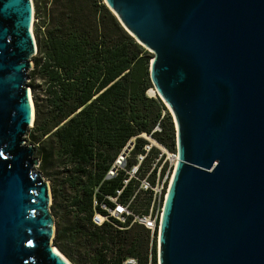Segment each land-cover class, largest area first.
I'll use <instances>...</instances> for the list:
<instances>
[{
  "label": "water",
  "instance_id": "water-1",
  "mask_svg": "<svg viewBox=\"0 0 264 264\" xmlns=\"http://www.w3.org/2000/svg\"><path fill=\"white\" fill-rule=\"evenodd\" d=\"M104 3L153 55L176 127L158 264H264V0ZM34 12L0 0V264H72L53 247L52 190L27 141Z\"/></svg>",
  "mask_w": 264,
  "mask_h": 264
},
{
  "label": "trees",
  "instance_id": "trees-1",
  "mask_svg": "<svg viewBox=\"0 0 264 264\" xmlns=\"http://www.w3.org/2000/svg\"><path fill=\"white\" fill-rule=\"evenodd\" d=\"M48 1L28 73L36 118L27 140L37 148L42 173L52 177L58 167L74 190L71 209L60 216L59 190L52 184L54 243L74 264H124L128 257L157 264V240L145 227L92 222L95 189L112 193L120 185V178L105 175L129 139L151 134L160 123L162 131L152 136L176 145L171 116L161 117V103L147 94L153 55L102 0ZM145 142L138 138L135 151Z\"/></svg>",
  "mask_w": 264,
  "mask_h": 264
},
{
  "label": "built area",
  "instance_id": "built-area-1",
  "mask_svg": "<svg viewBox=\"0 0 264 264\" xmlns=\"http://www.w3.org/2000/svg\"><path fill=\"white\" fill-rule=\"evenodd\" d=\"M161 131L158 123L151 134L134 136L121 149L105 175V180L120 178V185L112 193H103L100 185L95 189L92 222L96 226L111 223L128 229L141 225L158 242L163 206L179 159L177 140L175 147L169 148L152 136ZM138 138L146 142L136 152ZM151 256L150 253V259ZM124 264H138V260L128 257Z\"/></svg>",
  "mask_w": 264,
  "mask_h": 264
},
{
  "label": "rangeland",
  "instance_id": "rangeland-1",
  "mask_svg": "<svg viewBox=\"0 0 264 264\" xmlns=\"http://www.w3.org/2000/svg\"><path fill=\"white\" fill-rule=\"evenodd\" d=\"M102 1L104 2V0H102ZM33 2H34L35 19H36L35 22H34L33 29H34L35 37H36L37 44H38V41L41 39V36H43V33H44V22L46 20V12H47V9L49 7V3H48L49 1L48 0H38V4H37V0H33ZM150 79H151V75H150ZM151 84H152V87L149 88V90L147 92L148 96L153 97L155 99H158L159 102L161 103V106H162L161 107V117L171 116V118H172V120L174 122L172 114L170 113V111H169L168 107L166 106V104L164 103V101L158 95H156L153 92V89L155 87H154V85L152 83V80H151ZM27 139H28V135H27ZM28 143H29V141H28ZM37 170L41 171L39 169V166L37 167ZM51 173H52V175H51L52 177H47L43 173L42 174L45 177V179L47 181H49L50 186H51V190H52V184L53 183L56 184V186H57V188L59 190V198H58V203L56 204V210H57L58 214L61 216L62 214H64L66 212V210H70L71 209V207L69 205L68 198L73 197L74 190H71V187H70V185L68 183L66 184L65 176H64V173L62 172L61 169H59L58 167H53L51 169ZM52 196H53V190H52ZM53 199H52V203L54 202ZM51 212H52V210H51ZM52 214H53V212H52ZM53 216H54L55 225H56V221L58 220V218L54 214H53ZM157 251H158V244H157ZM72 264H74V263L72 262ZM157 264H158V260H157Z\"/></svg>",
  "mask_w": 264,
  "mask_h": 264
},
{
  "label": "bare ground",
  "instance_id": "bare-ground-1",
  "mask_svg": "<svg viewBox=\"0 0 264 264\" xmlns=\"http://www.w3.org/2000/svg\"><path fill=\"white\" fill-rule=\"evenodd\" d=\"M33 6H34V2H33ZM34 10H35V8H34ZM34 17H35V12H34ZM35 20V18L33 19V21ZM33 27H34V25H33ZM33 27H32V30H33V34L35 35V33H34V29H33ZM29 92H30V95H31V97H32V92H31V88L29 87ZM153 92L156 94V95H158V93H157V91H156V89L154 88L153 89ZM159 96V95H158ZM170 110V109H169ZM172 113V112H171ZM173 114V113H172ZM53 247H55L61 254H63L60 250H59V248L57 247V246H54L53 245Z\"/></svg>",
  "mask_w": 264,
  "mask_h": 264
}]
</instances>
